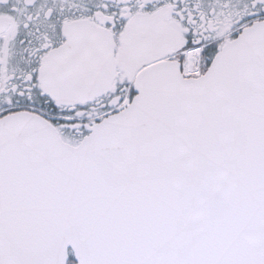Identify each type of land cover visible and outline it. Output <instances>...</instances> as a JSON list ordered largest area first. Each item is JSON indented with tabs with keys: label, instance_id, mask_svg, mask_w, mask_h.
I'll return each mask as SVG.
<instances>
[{
	"label": "snow or ice",
	"instance_id": "obj_1",
	"mask_svg": "<svg viewBox=\"0 0 264 264\" xmlns=\"http://www.w3.org/2000/svg\"><path fill=\"white\" fill-rule=\"evenodd\" d=\"M0 264H264V0H0Z\"/></svg>",
	"mask_w": 264,
	"mask_h": 264
}]
</instances>
